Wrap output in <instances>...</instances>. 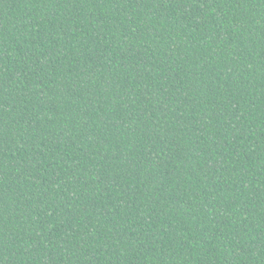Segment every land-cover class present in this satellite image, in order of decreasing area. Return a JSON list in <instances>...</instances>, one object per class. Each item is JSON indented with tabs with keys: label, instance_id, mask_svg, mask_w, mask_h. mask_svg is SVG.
Listing matches in <instances>:
<instances>
[{
	"label": "trees",
	"instance_id": "trees-1",
	"mask_svg": "<svg viewBox=\"0 0 264 264\" xmlns=\"http://www.w3.org/2000/svg\"><path fill=\"white\" fill-rule=\"evenodd\" d=\"M0 264H264V0H0Z\"/></svg>",
	"mask_w": 264,
	"mask_h": 264
}]
</instances>
